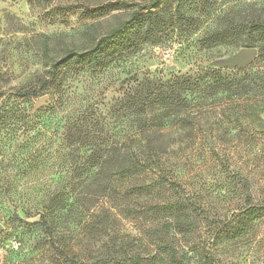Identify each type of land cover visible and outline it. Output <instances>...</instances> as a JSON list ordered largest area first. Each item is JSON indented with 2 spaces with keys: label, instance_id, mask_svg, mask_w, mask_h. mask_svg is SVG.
I'll return each mask as SVG.
<instances>
[{
  "label": "rangeland",
  "instance_id": "374dc122",
  "mask_svg": "<svg viewBox=\"0 0 264 264\" xmlns=\"http://www.w3.org/2000/svg\"><path fill=\"white\" fill-rule=\"evenodd\" d=\"M115 1L143 4L147 0H0V104H17L34 114L46 95L41 108L51 105L52 96L40 95L36 89L46 49L53 52L79 44L86 30L126 17V9L106 14L93 11ZM193 1L196 14L207 11L201 13L198 30H175L163 43L133 48L127 59L109 69L71 71L66 77L70 109L93 104L112 140L139 126L120 107L127 88L145 79L165 81L172 75H195L212 67L223 69L224 77L250 84L251 93L241 107L236 99L224 96L190 102L201 111L195 119L196 130L192 135L184 131L181 138L168 131L176 144L161 157L163 170L156 172L162 178L151 183L142 173L137 177L141 188L133 189L136 178L121 177L114 187L98 192L93 177L76 176L70 157L59 153H70L64 148L62 130L48 133L52 156L43 159L34 177L13 166L17 160L10 155L0 164V198L43 197L56 209L53 217L60 241L55 239L67 254L66 264L74 259L82 264H134L133 259L135 264H176L156 248V237L152 242L145 235L150 226L167 220L178 225L175 233L171 229L168 244L190 250L185 259L189 264H202L194 250L202 247L222 250L229 264H264V219L247 230L232 228L236 225L232 216L247 208L249 194L254 201H264V64H258L264 35L242 31L233 43L210 47L200 41L201 30L221 23L227 13L237 20L255 16L251 10L264 17V0ZM247 45L258 48L250 65L223 67L217 62ZM18 90L27 95L15 96ZM24 142L23 135L17 137L11 151L23 157ZM12 212L0 205V264H57L49 237L35 245L43 235L39 226L21 223L12 218ZM20 241L25 246L18 251ZM14 247L17 251L12 255L5 251ZM150 256L154 261H149Z\"/></svg>",
  "mask_w": 264,
  "mask_h": 264
},
{
  "label": "trees",
  "instance_id": "16d2710c",
  "mask_svg": "<svg viewBox=\"0 0 264 264\" xmlns=\"http://www.w3.org/2000/svg\"><path fill=\"white\" fill-rule=\"evenodd\" d=\"M193 4L194 1L191 3L190 0H147L143 4L115 1L95 7L93 11L99 14L126 9L127 16L118 18L107 26L86 30L79 44L71 43L57 47L54 53L46 49L44 70L36 76V89L40 95L49 93L53 102L34 114H28L27 109L24 110L17 104H0V164H4L6 156L10 155L17 160L13 166L21 168L26 176L34 177L43 165V159L47 161L48 157L52 156L49 153L51 144L46 141L48 133L62 130L66 145L64 148L69 149L70 153H59L70 157L68 160L74 164L73 173L75 172L76 176L82 178L91 175L98 192L114 187L115 180L121 177L136 178V183L140 180L137 177L142 173L149 176L151 183L162 178V173L156 172L163 170L161 157L176 144V139H173L175 136L168 134V131L174 130L175 135L181 138L184 131L192 135L196 130L195 119L201 111L198 106L192 107L190 102L198 97L214 96L216 99L224 96L227 99H236L237 105L241 107L251 93L250 84L236 81L229 76L224 77L223 69L212 67L204 68L195 75H172L165 81L145 79L137 86L127 88L120 107L125 115L128 113L139 126L121 133L120 139L112 140L110 130L105 128L93 104L86 108L83 105L84 107L70 109L66 77L71 71L96 72L109 69L117 65V62L127 59L133 48L148 43H163L175 30H198L201 13L207 11L200 10V13L196 14L197 9L193 8ZM251 12L250 15L255 16L247 18L248 20H237L234 19L235 16L233 18L227 13L221 18V23H208L209 26L201 30L203 35L200 41L210 47L231 44L242 31L264 35L263 15L254 14L253 10ZM207 16H210V13ZM261 51L258 57L260 65L264 64V42ZM262 88L264 89V85ZM26 95V91L15 92V96L21 98ZM155 111H161V114H153ZM20 135L25 137L21 146L25 152L21 153L24 154L23 157L16 155L15 152L18 151L10 149L11 144ZM140 186V183H137L132 187L137 189L141 188ZM4 191H10L9 187ZM44 200L46 199L43 197H25L20 194L13 198H0V205L13 209L12 218L21 223L39 226L43 235L37 237L35 245H40L48 236L52 248L55 249V255L58 256L57 264H66L69 261L66 260L67 254L56 241L59 240L56 219L53 217L56 209L47 205ZM247 201V208L232 216L236 224H233L232 228L239 231L252 228L253 223L264 219V201H254L251 194L248 195ZM171 229L172 233H175L178 225L175 221L167 220L150 226L145 235L152 242L153 237H156V248L165 254L168 253L176 264H189L185 259L190 250L183 247L178 250L168 244V239L173 236ZM19 246L18 251L25 245L20 241ZM194 250L200 255L202 264H229L223 259L222 250L218 248L202 247ZM5 251L12 255L17 248H8ZM180 253L182 255H179ZM71 261V264H82L75 259ZM149 261H154L151 256ZM132 262L135 264L137 260L133 259Z\"/></svg>",
  "mask_w": 264,
  "mask_h": 264
},
{
  "label": "water",
  "instance_id": "95a60500",
  "mask_svg": "<svg viewBox=\"0 0 264 264\" xmlns=\"http://www.w3.org/2000/svg\"><path fill=\"white\" fill-rule=\"evenodd\" d=\"M258 48L245 46L234 55L228 56L226 58H220L217 60L219 65L223 67H244L248 66L254 62L257 57ZM47 96L43 95L41 100L36 104L34 112H37L43 105L46 104ZM3 230V226L0 224V231Z\"/></svg>",
  "mask_w": 264,
  "mask_h": 264
}]
</instances>
